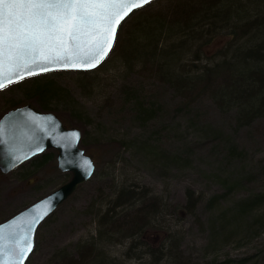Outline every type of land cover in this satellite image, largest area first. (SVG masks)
<instances>
[{"label": "rangeland", "instance_id": "1", "mask_svg": "<svg viewBox=\"0 0 264 264\" xmlns=\"http://www.w3.org/2000/svg\"><path fill=\"white\" fill-rule=\"evenodd\" d=\"M170 1L155 0L145 11H156ZM137 14L125 19L124 29ZM232 41L233 34L220 31L201 47V62ZM116 53L110 52L92 71L103 84L99 95L79 86L75 70L27 76L0 89L1 117L25 103L38 108L37 99H28L25 89L36 79L56 80L65 93L51 112L80 129V146L96 164L95 173L37 227L28 263L49 264L57 249L73 253L78 241L96 236L104 204L128 180L165 207L158 216L157 241H163L166 231L173 232L192 264H264V203L242 210L246 199L264 192V119L244 124L235 106L224 107L208 94L182 106L171 89L139 75L137 68L117 71ZM128 84L145 98L163 94L161 122L133 119L131 102L123 100ZM230 147L237 155L230 154ZM32 159L0 172V222L70 178L69 172L58 169L56 157L41 166L33 165ZM187 190L199 197L193 212L184 208ZM128 242L110 246L111 258L134 263L123 256Z\"/></svg>", "mask_w": 264, "mask_h": 264}, {"label": "trees", "instance_id": "2", "mask_svg": "<svg viewBox=\"0 0 264 264\" xmlns=\"http://www.w3.org/2000/svg\"><path fill=\"white\" fill-rule=\"evenodd\" d=\"M153 1L128 15L140 13L127 29L128 16L119 24L110 51L117 50L114 68L125 73L137 68L139 75L155 79L166 91L171 89L182 106L208 94L224 107L235 106L236 116L244 124L264 119V0H171L156 11H145ZM223 30L233 34L234 41L201 62V47ZM96 68L75 71L79 86L92 95L103 92V84L92 74ZM126 87L123 100L131 102L134 120L142 124L162 121L161 92L145 98L135 87ZM64 93L49 76L36 79L25 89L28 99H37L40 111H52ZM229 150L237 155L235 148ZM55 157L56 151L48 149L33 156L31 162L41 166ZM186 194L184 208L193 212L199 197L188 190ZM150 198L134 182H121L98 215L97 235L78 241L73 253L57 249L49 256V264H124L109 254L110 246L123 240H129L124 259L135 260L132 264H192L173 232L166 231L165 242L157 241L155 235L161 231L158 216L165 207ZM244 202L242 210L249 204L260 205L264 192ZM28 262L29 258L25 264Z\"/></svg>", "mask_w": 264, "mask_h": 264}, {"label": "snow or ice", "instance_id": "3", "mask_svg": "<svg viewBox=\"0 0 264 264\" xmlns=\"http://www.w3.org/2000/svg\"><path fill=\"white\" fill-rule=\"evenodd\" d=\"M147 0H0V89L53 68H91L107 55L121 20ZM78 135V133H77ZM33 217L13 240L7 262L32 250ZM4 248L0 245V254Z\"/></svg>", "mask_w": 264, "mask_h": 264}, {"label": "water", "instance_id": "4", "mask_svg": "<svg viewBox=\"0 0 264 264\" xmlns=\"http://www.w3.org/2000/svg\"><path fill=\"white\" fill-rule=\"evenodd\" d=\"M150 1L152 0H147V3ZM142 6H138L134 9ZM129 13L121 21H123ZM111 48L108 49L107 55ZM106 56H104L95 67L53 68L49 65H45L47 68L46 71L37 72L35 74L53 70H92L99 66ZM80 137L81 131L79 128L68 127L55 113L51 111H39L29 103L11 108L1 115V173L12 171L24 161L48 149L56 150L58 169L62 172L70 173V178L68 180L0 222V245L4 248V252L0 254V257H2L3 261L7 262L9 260V249L14 247L13 240L19 232H23L27 229L29 220L33 217L37 218V222L32 225L31 233L34 246L35 231L38 225L74 193L80 184L87 181L93 175L96 168L95 162L92 157L85 152L84 148L79 145ZM31 251L28 253L27 257L24 258L22 264H25Z\"/></svg>", "mask_w": 264, "mask_h": 264}]
</instances>
